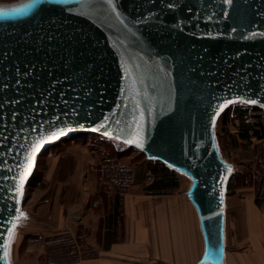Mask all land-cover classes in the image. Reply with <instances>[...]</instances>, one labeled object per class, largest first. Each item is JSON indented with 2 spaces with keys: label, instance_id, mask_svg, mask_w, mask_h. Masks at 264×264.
Instances as JSON below:
<instances>
[{
  "label": "water",
  "instance_id": "water-1",
  "mask_svg": "<svg viewBox=\"0 0 264 264\" xmlns=\"http://www.w3.org/2000/svg\"><path fill=\"white\" fill-rule=\"evenodd\" d=\"M236 103L264 108V0L0 1V264L37 157L80 133L190 179L197 264H223L232 171L213 129Z\"/></svg>",
  "mask_w": 264,
  "mask_h": 264
},
{
  "label": "crops",
  "instance_id": "crops-1",
  "mask_svg": "<svg viewBox=\"0 0 264 264\" xmlns=\"http://www.w3.org/2000/svg\"><path fill=\"white\" fill-rule=\"evenodd\" d=\"M130 171L133 180L119 194L122 230L107 249L102 248L103 220L117 193L108 210L77 207L66 213L32 197L29 207L37 205L27 213L21 209L25 221L10 245L9 264H45L46 238L74 239L83 228L85 244L96 253L68 264H197L202 246L197 215L179 181L175 189L148 190L153 179L142 180L144 170L132 167ZM224 209L223 264H264V192L237 188L226 196ZM72 212L77 219L70 220Z\"/></svg>",
  "mask_w": 264,
  "mask_h": 264
},
{
  "label": "rangeland",
  "instance_id": "rangeland-1",
  "mask_svg": "<svg viewBox=\"0 0 264 264\" xmlns=\"http://www.w3.org/2000/svg\"><path fill=\"white\" fill-rule=\"evenodd\" d=\"M236 109L245 112L246 121L252 123L259 118L264 125V108L242 103L233 104L223 112L224 114L228 111L227 126L222 125L223 114L219 116L213 129L214 144L220 158L232 171V182L226 190V196L232 195L237 188H243L244 191L254 189L262 194L264 138L261 140L253 138L250 142L232 139L237 132L235 124L239 122L232 116ZM150 162L155 161L146 160L143 153L126 144L97 134L80 133L62 139L52 144L38 157L33 176L24 188L21 209L27 213L30 208L35 207L37 204L29 207V200L33 197L48 201L49 207H55L63 213H66L67 209L77 207L82 211L89 208L98 210L99 207L108 210L111 207L112 195L117 193L119 196L132 182L130 168L144 170L146 174H142V180L150 178L152 168ZM176 174L181 191L184 192L189 180L182 174ZM95 201L97 204L93 203ZM74 215L76 214L73 212L70 214V220L76 218ZM24 221L25 218L19 220L12 231L7 247L8 260L10 245ZM83 232L84 228L78 231L74 239L67 238L68 243L75 249V254L70 255L72 259L96 253L92 247L85 244Z\"/></svg>",
  "mask_w": 264,
  "mask_h": 264
},
{
  "label": "trees",
  "instance_id": "trees-1",
  "mask_svg": "<svg viewBox=\"0 0 264 264\" xmlns=\"http://www.w3.org/2000/svg\"><path fill=\"white\" fill-rule=\"evenodd\" d=\"M254 110L256 111L257 109ZM227 112L228 111H226L222 115L223 126H227V124L229 123L227 120ZM232 114L234 119L239 121L235 124L237 132L236 135L232 136L233 140L236 141L239 139L244 142H250L253 138L257 140H261L264 138V125L259 118L251 123L245 120L246 118L244 111L236 109ZM150 163L152 164L150 178H152L153 181L146 187V189L155 191H168L170 189H175L178 187L177 174L174 171L167 169L160 162ZM231 179L232 176L229 178V181L227 183V190L229 189L230 183L232 182ZM120 206V198L117 194H115L112 203V210L104 217L103 220V249H107L110 242H115L119 239V235L122 230L120 223ZM67 238L69 239V237L57 235L48 237L44 240L46 247L45 264H68L77 259V257L75 259H72L73 254H75V249L71 247V244L68 243L69 240Z\"/></svg>",
  "mask_w": 264,
  "mask_h": 264
},
{
  "label": "snow or ice",
  "instance_id": "snow-or-ice-1",
  "mask_svg": "<svg viewBox=\"0 0 264 264\" xmlns=\"http://www.w3.org/2000/svg\"><path fill=\"white\" fill-rule=\"evenodd\" d=\"M226 2L231 3L232 0H226ZM252 102L255 103V101H252ZM64 134H65L64 132L59 133V135H64ZM55 138H56V134H53V136L50 138V140L51 139H55ZM126 143L132 144V143H135V141H131L130 140V141H126ZM40 147H41V143L40 142H37L35 144V146L32 148L31 154L28 157V167L25 169L23 175L20 176V187L21 188L23 187V181H24V179L28 176L29 171L34 166L33 157H35V155H36L37 151L40 149ZM228 172H231V169L230 168L228 169Z\"/></svg>",
  "mask_w": 264,
  "mask_h": 264
},
{
  "label": "bare ground",
  "instance_id": "bare-ground-1",
  "mask_svg": "<svg viewBox=\"0 0 264 264\" xmlns=\"http://www.w3.org/2000/svg\"><path fill=\"white\" fill-rule=\"evenodd\" d=\"M223 114V113H222ZM40 156V155H39ZM38 156V157H39ZM38 157H37V159H38ZM37 159H36V161H37ZM35 166H36V164H35ZM34 170H35V168H34ZM33 173H34V171H33ZM33 173H32V175H33ZM179 174H182V173H180V172H178ZM31 175V176H32ZM183 175V174H182ZM31 178V177H30ZM30 178H29V180H30ZM29 180L27 181V183H26V185H25V187L27 186V184H28V182H29ZM188 180H190V179H188ZM189 186V185H188ZM188 186H187V188H188ZM187 188H186V190L185 191H187ZM201 254H202V246H201V252H200V256H201ZM200 258V257H199Z\"/></svg>",
  "mask_w": 264,
  "mask_h": 264
},
{
  "label": "built area",
  "instance_id": "built-area-1",
  "mask_svg": "<svg viewBox=\"0 0 264 264\" xmlns=\"http://www.w3.org/2000/svg\"><path fill=\"white\" fill-rule=\"evenodd\" d=\"M77 219V218H76Z\"/></svg>",
  "mask_w": 264,
  "mask_h": 264
}]
</instances>
